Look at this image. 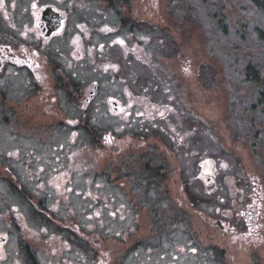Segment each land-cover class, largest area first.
<instances>
[{
  "label": "rangeland",
  "instance_id": "rangeland-1",
  "mask_svg": "<svg viewBox=\"0 0 264 264\" xmlns=\"http://www.w3.org/2000/svg\"><path fill=\"white\" fill-rule=\"evenodd\" d=\"M136 1L114 76L172 107L176 140L155 110L120 125L105 106L29 108L21 84L1 86L0 264H25L20 247L47 264H264V117L244 79L250 61L264 76V16L249 0Z\"/></svg>",
  "mask_w": 264,
  "mask_h": 264
},
{
  "label": "flooded vegetation",
  "instance_id": "flooded-vegetation-1",
  "mask_svg": "<svg viewBox=\"0 0 264 264\" xmlns=\"http://www.w3.org/2000/svg\"><path fill=\"white\" fill-rule=\"evenodd\" d=\"M135 3L136 0H0V87L21 84V97L30 101L26 104L29 108L36 105L57 109L58 95H63L69 105H78L79 109H88L91 104L96 109L105 106L120 125L127 121L129 126L133 120L144 125L155 110V121L164 119V124L151 126L176 140V131L167 116L174 113L172 107L168 103L166 106L148 105L155 101L143 95V90L139 91L134 82L128 88L125 80L114 76L125 60L117 59L116 51L120 56L134 55L135 44L125 47L128 45L125 40L134 34L136 21L131 9ZM121 29L129 33L123 35ZM100 39L108 41V50L102 49L104 44ZM101 75L119 81L115 94L110 95L94 80L101 79ZM5 90L0 89L2 98L7 96ZM49 102L55 106H49ZM134 105L148 112L146 116L136 110L134 118H130ZM147 130L135 127L122 131L125 136L119 135L127 140L126 144H131L133 139L145 136ZM113 134L108 145L121 142L115 141L118 134ZM255 218V214L249 215V219ZM249 230V236L260 234L258 227ZM21 249L19 255L26 252L25 264H47L39 259L42 255L37 256L38 252ZM4 256L2 253L1 257Z\"/></svg>",
  "mask_w": 264,
  "mask_h": 264
},
{
  "label": "trees",
  "instance_id": "trees-1",
  "mask_svg": "<svg viewBox=\"0 0 264 264\" xmlns=\"http://www.w3.org/2000/svg\"><path fill=\"white\" fill-rule=\"evenodd\" d=\"M257 9H259L262 16H264V0H249ZM255 36L258 40L263 44L264 46V28L259 27L255 31ZM264 57V53H263ZM245 81L252 83L258 91V96L254 103L252 104V107L249 109L252 112V109H259L258 116L264 117V76L261 75V72L259 69L256 68V66L253 65V63L250 61L245 66V75H244ZM262 87V88H260ZM264 122V118H263ZM252 124V122H249Z\"/></svg>",
  "mask_w": 264,
  "mask_h": 264
}]
</instances>
